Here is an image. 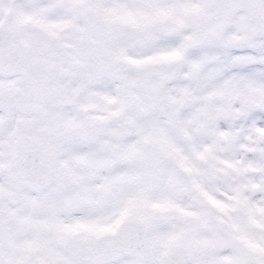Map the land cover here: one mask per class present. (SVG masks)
I'll use <instances>...</instances> for the list:
<instances>
[{
  "label": "snow or ice",
  "instance_id": "6c2138e0",
  "mask_svg": "<svg viewBox=\"0 0 264 264\" xmlns=\"http://www.w3.org/2000/svg\"><path fill=\"white\" fill-rule=\"evenodd\" d=\"M0 264H264V0H0Z\"/></svg>",
  "mask_w": 264,
  "mask_h": 264
}]
</instances>
